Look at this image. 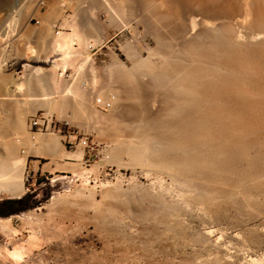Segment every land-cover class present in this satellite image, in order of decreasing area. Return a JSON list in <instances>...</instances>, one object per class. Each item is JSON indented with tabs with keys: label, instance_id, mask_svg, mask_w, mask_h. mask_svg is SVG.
<instances>
[{
	"label": "rangeland",
	"instance_id": "374dc122",
	"mask_svg": "<svg viewBox=\"0 0 264 264\" xmlns=\"http://www.w3.org/2000/svg\"><path fill=\"white\" fill-rule=\"evenodd\" d=\"M55 1L62 12L61 21L74 18V11L83 4V0L78 1V5H74L70 0ZM225 1L227 0L223 2L219 0L213 4H225ZM108 3L121 16L116 14V20L97 0V54H91L90 51V48L96 44L94 40L89 39L92 45L88 48L81 45L78 40H74V65L66 66L62 70L60 67L51 66L53 58L36 56L43 52L42 46L45 45L44 26H36L37 32L35 33L21 32V28L25 27L22 24L32 21H52L47 18V0H0V72L20 70V73H27L30 66H43L45 71L41 77H45L42 79L46 85V96L47 98L49 96L48 100L51 104L47 105L49 108L47 106L38 107V111L51 115L55 126L60 128L58 133L55 131L35 133L34 139L36 140H32L29 138L31 133L27 119L24 123H20V138L18 135L7 137L8 140L18 145L17 155H20L19 153L25 155V164L21 174L25 190L21 195H27V201L33 202V205L18 212L0 215L1 217L9 216L12 225L16 228L12 233L0 229V264H264V194L258 191V185L256 188L253 184L254 182L256 184L255 175H250L255 172L259 164L256 151L263 148L262 138L256 137L255 141L246 148V154L251 159L249 166L244 160H240L241 163L232 160L234 171L231 174L226 172L225 175L222 171L216 169L214 171L205 166V171L208 173H199L203 166L197 167L198 164L192 162L177 163L180 160L173 159L184 156L186 149L188 152L208 153V145L205 143L187 141L184 145L177 144L178 136L175 138L174 134L175 136L180 135L184 130H178V132L170 130L167 121L190 118L193 106L188 108L177 98L175 100L173 96L182 95L184 99L187 97L190 103H193L196 98L195 102L198 100V104L202 105L207 101L204 97L198 99L195 92L196 86L192 84L185 86L184 93L176 91L172 93L173 86H181L186 82L179 77L172 78L171 76L169 78L172 80H169L168 75L161 72L163 66L160 59L163 57H170L169 59L175 57L176 59L181 56V62L176 61L187 66L192 64L190 60L196 54H201V52L205 54L209 51L213 54L211 60L217 61L219 55L217 56V52L215 54L213 51H216L217 45L219 46L214 40L219 37V32L213 33L214 39L205 36H201V40L198 38L197 47L190 44V46H184L179 43L176 34L168 30L170 27L167 18L163 21L159 16L161 13L159 0H108ZM175 4L193 6L196 3L189 0L188 2L176 0ZM229 4L244 6L242 0L238 3L230 1ZM110 20L113 21L110 22ZM121 20L125 23L124 26H121ZM245 26L244 29L247 31L258 29L254 22L246 23ZM71 27L68 32L74 31L77 36L85 35L78 29L81 27L73 25ZM59 29L54 31L52 28V33H50L54 35ZM66 34L67 32L62 33V35ZM28 45L34 46L35 50L33 52L27 50ZM208 47H211V50ZM255 48L262 51L263 56L256 62L255 67L264 70V43L256 45ZM149 53L152 54L153 60H157L155 63L158 64L151 67L152 73L157 77L151 75L152 73L144 75L146 67L137 64V59L147 57ZM157 57L159 58L156 59ZM139 72L143 74L142 77L141 75L136 76ZM159 72H161L160 75ZM162 75H164L163 78ZM130 78L133 80L135 78L136 86ZM173 79L175 83L172 82ZM154 80L161 86L155 83V88ZM167 80L170 84L168 88L167 84L163 88ZM137 81L140 84H137ZM78 84L81 89V93L78 94L80 97L77 96V103L71 105L69 96L65 94L66 87L68 88V85L78 87ZM116 85L129 89V92L133 91L126 92L125 102H128L126 104L129 105L128 109L131 106L130 108L134 110H113L110 106H104L107 102L106 96L101 95L106 102L97 98L96 94H106V91ZM170 86L173 88L172 91ZM137 90L140 96H136L140 100L146 93L148 95L145 96L148 98L155 94H158L160 98H166L165 95L168 94L167 97H171L172 94V99L168 98L167 103H165L166 98L159 101H163L164 104L162 102V104L158 102L160 105L156 104L159 106V111L162 110L164 114L160 111V115H155L152 118L154 124L151 125V129L145 127L141 129L142 132L134 130V124L139 121L137 118L139 115L135 113L139 109L138 102H141L135 96ZM162 91L165 95L160 94L163 93ZM148 92L151 93L150 96ZM173 99L178 104L177 107H173L175 103ZM132 101L138 106H134ZM101 102L104 103L101 104ZM179 106L186 107H183L184 113L179 112L182 108ZM170 108L174 110L165 114ZM177 109L178 111H175ZM188 109L191 110L188 111ZM258 109H264L263 102H256V110ZM122 111H127L126 113L129 114L123 112L126 116L124 117V114L121 116ZM34 112V109L31 110V113ZM187 112H189L188 116ZM132 113L135 117L137 116V121L134 120V115L132 117ZM261 118L262 116L249 117V120L259 121ZM131 121L133 124H130ZM60 133L66 135H60ZM0 134L4 137L9 133L2 130ZM49 135L64 138V144L70 150H75L80 146L83 152V147L92 143L97 147V157L89 165H84L81 159L73 160L77 163L74 165L76 167L67 165V168L70 167L68 168L70 173L67 176L48 178L42 175L38 179H33L27 172L29 159L32 157L27 155L41 153L38 149L43 142H37L38 138ZM255 135V132H251L249 138ZM1 136L0 158L7 155V141ZM17 139H21L23 144L19 145ZM143 139L150 141L145 140V142ZM43 144L47 147L46 143ZM129 144L131 146H128ZM177 145L180 147H176ZM159 146L162 149H159ZM164 146L167 147L164 148ZM230 151L233 157L236 148ZM193 165L194 169L199 168L196 170L198 174L195 173ZM82 168L91 170L84 174L88 176L89 183L86 190L91 191H86L87 196L91 195L76 198V200L72 197H65L64 193L80 182L77 174L78 169ZM208 174L211 176H207ZM218 175L222 178L226 176L228 185L224 183L221 187L222 184L216 181L220 180ZM192 176H196L195 179ZM188 177L192 179L188 181ZM210 178L213 179L209 181ZM191 180L193 183L190 182ZM229 180L233 181L231 185L228 183ZM181 181L184 182L183 185ZM5 198L4 194H0V201ZM205 231L210 232L205 234Z\"/></svg>",
	"mask_w": 264,
	"mask_h": 264
},
{
	"label": "bare ground",
	"instance_id": "6f19581e",
	"mask_svg": "<svg viewBox=\"0 0 264 264\" xmlns=\"http://www.w3.org/2000/svg\"><path fill=\"white\" fill-rule=\"evenodd\" d=\"M98 1L104 6V8H107L106 10L109 12L110 15L112 14L116 18V14L117 13L119 14V12L117 10L113 9V7L108 3V0H98ZM186 1L188 2V0H185V2ZM189 1L194 2L196 4L193 6L192 5L181 6V5L175 4L176 0H159V2L161 3V11H160L161 13L159 16H161V19L163 21H165L164 19L167 18V21H169L168 26L170 27L169 29L168 28L167 29L171 30L170 32H172L173 34H176V36L179 39V43L181 45H184V46L189 45V44L196 46L198 44V41H199L198 38H200L201 36L208 37L209 39L210 38L214 39L215 37H214L213 33L219 32V35H218L219 37H216V39H214L218 42L219 46L217 45L216 51H213V53H215V54L217 52L216 55L217 56L219 55V57H218L217 61H212L211 56L213 54L207 50L208 51L207 53H205V54L204 53L202 54V52H201V54L198 53L194 56V58H192L190 60L192 62V64H194V65L189 64L187 66H183L180 63L181 62V60H180L181 56H179L176 59H175V57L173 59H169L170 57L166 58L163 56H159L160 58L163 57L162 59H160V60H162L161 62H162V66H163V68L161 69V72H165L164 74L168 75L169 80L170 79L172 80L173 77L174 78L179 77L182 79V81L186 82L185 84H182L181 86H173L174 90H173V88H171V86H172V84H171L170 88H171V91L173 90L172 93L174 91L179 92V93H181V92L184 93L185 88L188 85L192 84V85L196 86L195 92H196V96L198 97V99L201 97H204L208 103V104L206 102L204 103L207 105L198 104V100H197L196 101L197 104H194V103H196L195 102L196 98L194 99L193 103H190L191 101L187 100V97H186V99H184V97L182 95H180L181 97L180 96L176 97V95L173 96V98L175 97V100L177 98L178 100H180L181 104L187 105L188 108L193 106V110L190 109L191 111H193V113H190L191 117L187 118V116L189 115L188 114L189 112H187V114H186L187 119L186 120L183 119V120H185V122H182L183 120H181V119L175 120L174 118L173 119L175 121H173V122L167 121L168 126H169L168 128H170V130L172 129V131H176V132H178V130H184L183 133H181L180 135L178 134L175 136V134H174L175 138L178 136L177 137V140H178L177 144L180 145L182 143L184 145L185 142L187 144V141H189V142H195V143H205L206 145H208V153L206 152V154L202 153L200 151L199 152H188V150L186 149V151L184 152L185 153L184 156L175 157L173 159L174 160L175 159L180 160V161L175 160V161H177V163L186 164L188 162H192L194 164L196 163V165L198 164L197 167L203 166V169H201L202 171L199 170L200 171L199 173H201V172L208 173L205 171L206 170L205 168L207 167L209 169H213L214 171H215V169L222 171V172H224L223 174H225L226 172L231 174V172L234 171V166L232 165V163H233L232 160L233 161L235 160V162H236V160L237 161L244 160L246 165L251 163L250 157H248V155L246 154V148L249 147L255 141L256 137L262 138L263 148L256 151V156L259 159V164H258V167L256 168L255 172L250 173V175L251 174L255 175L254 179L256 181V184H255V182L254 183L252 182V183L255 185V187L258 185L257 186L258 188L257 187L256 188L258 189V191L261 194H264V109L256 110V102H263L264 103V70L255 67L256 62L263 58V56L261 54L262 51L260 52L258 49L255 48V46L260 45L261 43H264V0H242L244 6H240L237 4H235V5L229 4L230 1L234 2V3H238L239 0H230V1L227 0V1H225L226 2L225 4L220 3V5H214L213 4L214 2H218L219 0H189ZM220 1L223 2L224 0H220ZM115 11H117V12H115ZM118 16H121V14ZM74 18H75V16H74ZM229 18L234 19V20H230ZM116 20H117V18H116ZM116 20H114V21H116ZM71 21H73V20H71ZM112 21L110 20V22H112ZM121 21H120L121 26L122 25L124 26L125 23L123 21L122 22ZM125 22H128V21H125ZM251 22H254L257 25L258 29H256V30L253 29L254 31L245 30L244 29L246 27L245 24L251 23ZM116 24H117V21H116ZM117 25H119V24H117ZM71 28H73V27H71ZM164 29H166V28H164ZM248 29H250V28L248 27ZM88 32H89V30L86 33H88ZM58 33H60V32H58ZM50 35H51V33H50ZM56 35H55L56 37L61 36L60 34H57V33H56ZM74 40H78V42L81 45H83L85 48H88L92 45L89 43V41H90L89 36H87V35L77 36L76 33L73 31L71 33H68V34L61 36L59 38H56V39L54 38L55 43H54L53 49L55 48V49L60 50V54H59L58 58L52 59L51 66L53 68L60 67V69L64 70L66 68V66H73L74 65L73 64V56L75 55L74 54V46H73ZM200 40H201V38H200ZM182 47H180V48H182ZM200 47H199V49H200ZM26 48L29 51H32V52L34 51V47L31 45H28ZM170 48H172V47H170ZM209 48L211 50V47H208V49ZM149 49H151V48H149ZM176 49H178V48H176ZM163 50H164V48H163ZM170 50H172V49H170ZM201 50H202V47H201ZM174 51H175V49H174ZM177 51L178 50H176L175 52H177ZM203 51H205V50H203ZM177 53H179V52H177ZM151 56H152V54L149 53V55L147 57H144V58L140 57L139 59H137L138 65H143L146 67L145 71L143 73L144 75H146V74L148 75V73H152L151 67H152V65L154 67L156 64L155 62L157 60L156 61L153 60ZM156 56H158V55H156ZM159 57H157L156 59H158ZM187 58H189V57H187ZM172 60H174L173 61L174 63H172ZM176 60L180 61V62H177ZM135 68H137V67H135ZM31 71L34 74V78H36L38 76V74L43 73L45 71V69L43 66L37 65V66H32ZM161 72H159L158 74L160 75ZM130 73H132V72H130ZM133 73H134V71H133ZM122 74H124V73H122ZM139 75H141L140 72H139V74H136V76H139ZM142 75H141V77H142ZM151 75L154 76L155 74L152 73ZM166 75H165V77L167 78ZM129 76H131V74H129ZM133 76H135V75H133ZM163 76L164 75H162L161 77L163 78ZM169 76H171L172 78H169ZM0 78L2 80H6L1 75H0ZM145 78H146V76H145ZM158 78H159V76H158ZM131 79L133 80V78H130V80ZM149 79H150V77H149ZM152 80H150V81H152ZM163 80L164 79H162V81ZM10 82H13V81L10 80ZM133 82H134V86H136L135 78H134ZM152 82H150V83H152ZM158 82L162 83L160 81H158ZM172 82L175 83L176 81H174V79H173ZM155 83H157V82L155 81L153 83L154 86L156 85ZM13 84H14L15 90H18V91L20 89H23L24 85H26V83L23 81V79L18 81V82H15ZM128 84H127V86H128ZM137 84H140V83L137 81ZM165 84H167V88H168L170 83L168 84V80H167V83L165 82L163 84V88L165 87ZM129 85L131 86L132 83ZM157 86H161V84L157 83ZM137 87H139V86H137ZM132 88H133V86H132ZM155 88H156V86H155ZM79 89H80L79 84H78V87H71L70 85H68V88L66 87V93L65 94H67L69 96L68 98L70 99L71 105H75L77 103L76 97L77 96L80 97L78 94L81 93V89H80V91H79ZM135 89H136V87H135ZM106 92H107L106 94H101V93L96 94L97 98L102 99V100H103L102 97L106 96L105 99L107 100V102L105 101V99L103 100L104 102H106V103L103 102L104 106H110L113 110L118 109V111L119 110H126V109L127 110L133 109V108H130L131 106L128 109L127 107L129 105L128 106L126 105V104H128V102H125L127 100V99L125 100V98H126L125 95H126V92L127 93L129 92V89H126L125 87H122L121 85L120 86L116 85L115 87L111 88L109 91H106ZM130 92H133V91H130ZM135 92H136V94L134 93L135 96L138 95V90ZM142 92H143V89H142ZM162 92L163 93H160V92H158V93H160L162 95V94H164V91H162ZM166 92L168 93V91H166ZM176 92H175V94L178 95V93H176ZM170 94H171V92H170ZM101 95H102V97H101ZM127 95L130 96L129 94H127ZM145 95H148V94L146 93ZM145 95H143V97L141 96L142 97L141 100L136 96L138 98V99L137 98L136 99L140 100L141 102H138L139 106L136 104L139 109L138 110L136 109L137 113H135L136 115H139V117L136 116L139 119V121H137L138 119L136 120L134 113H132V117L134 115V117H135L134 120L137 121L136 124H134L135 125L134 130H140L141 131V129H143L145 127H147L148 129H151L150 128L151 125L154 124V123H152V120H153L152 118H154L155 115H157V114L160 115L163 112L162 110H160L161 111V113H160L159 108H158L159 106H156V104L161 99L167 98L165 103H167L168 98L172 99V94H171V97H169V96L167 97L168 94L167 95L164 94L166 96V98H164L163 96H162L163 98H160V96L158 94H155V95H153V97L151 96L150 98H148ZM150 95H151V93H149V96ZM128 96H127V98H128ZM138 96H140V95H138ZM185 96H187V95H185ZM41 98H43V97H41ZM48 98H49V96H48ZM48 98L44 96L43 99H46V101L45 100H44V102L41 101L40 104H38L37 103L38 101H36V103L38 104V105L37 104L36 105L37 106H39V105L47 106L48 104H51L50 100H48ZM36 99L38 100V98H36ZM133 99H134V97L132 98V100ZM175 100L173 99V102L176 103ZM132 102L134 104V101H132ZM161 102L163 103V101H161ZM161 102H159V103H161ZM169 102H171V101H169ZM103 103L101 102V104H103ZM175 103L174 104L171 103L174 105L173 107L178 106V104L176 103L177 105H175ZM181 104L179 103V105H181ZM68 105H70V103H68ZM136 105L134 104V106H136ZM155 106L157 108H155ZM179 107H178V109H179ZM181 107H180L181 109L179 112H181L183 110V107H185V106H181ZM111 108H110V110H111ZM135 108H137V107H135ZM161 109H163V107ZM178 109L175 111H178ZM173 110L174 109L170 108L169 110H167L165 112V114H169ZM190 110L188 109V111H190ZM138 111H139V113H138ZM183 111H182V113H184ZM113 112H116V111H113ZM123 112L125 114H129V113H126L127 111L126 112L122 111L120 114L121 116L124 114ZM130 112H131V110H130ZM132 112H134V111H132ZM125 114L123 115L124 117L126 116ZM162 114H164V113H162ZM121 116H119V117L121 118ZM256 116H262V118L259 121L249 120V117H256ZM174 117H175V114H174ZM63 118H64V116H63ZM168 118H167V120H168ZM123 119H125V118H123ZM127 119H129V118H127ZM159 119H158V121H159ZM134 120L132 119L133 122H135ZM132 121L130 124H133ZM158 121L156 123H158ZM164 121L166 122V120H164ZM128 122H129V120H128ZM161 122H162V120H161ZM141 123H143L142 126H141ZM0 127H1V125H0ZM130 127H131V125H130ZM188 130H190L191 132L186 133L185 131H188ZM1 131H2V129L0 128V132ZM262 131H263V133H262ZM150 132H152V131H150ZM251 132H255L256 135L254 137L252 136L249 138V134ZM161 133H163V132L161 131ZM172 133H174V132H172ZM147 134H149V132ZM160 136H161V134H160ZM40 139L41 138H39V140ZM148 139H145V140H148ZM34 140H36V139H34ZM39 140L37 142H39ZM43 140H45V142L49 143V144H46L48 146H51L52 144H53L52 147L54 145H55V147L59 146L58 137L49 135V136L43 137ZM148 141H150V140H148ZM151 141H153V139ZM50 143H51V145H50ZM41 144H43V143H41ZM152 144H150V145L152 146ZM157 144H160V143H157ZM190 144H192V143H190ZM178 145L176 147H180ZM126 146L127 145H125V147ZM128 146H131V145L129 144ZM196 146H197V144H196ZM125 147H124V149H125ZM166 147L164 146V148H166ZM60 148L62 149L61 146H60ZM60 148L58 147L59 150H60ZM160 148L161 147L159 146V149ZM232 148H236V152L233 155V157L231 156L232 151H230V149H232ZM154 150H155V148H154ZM149 151H150V149H149ZM181 151H183V150L181 149ZM159 152L160 151H158V153ZM19 154L20 155L13 157L11 159V161L8 163H3L2 160L0 161V192L3 193L5 196L19 197L25 190V187L23 186L22 177H21V174H22V171L24 168V164H25V155H23L21 153H19ZM59 154L67 155L69 157V161H66V163L65 162L64 163L69 165L70 167H73L76 163L73 160L81 159L82 149L80 146H78L75 150H70V151L62 149V150H60V152H58V156H59ZM67 156H65V157H67ZM115 156L119 157V155H116V154H115ZM256 156H254V157H256ZM120 158H121V156H120ZM134 158H135V156H134ZM171 163H173V162H171ZM240 163H241V161H240ZM172 165H174V164H172ZM204 166H205V168H204ZM64 167H66V166H64ZM70 167H68V168H70ZM75 167L76 166H74V168ZM77 167H78V165H77ZM192 167L194 169V165ZM200 168H202V167H200ZM198 169H194L196 174H198V172H196V170H198ZM89 170L90 169H88V168H82L80 170L78 169L77 176L79 177L80 182L78 184H76L75 186H73L72 189L66 191L64 193L65 197L66 196L72 197L74 200H76V198L79 199L80 197H84V196L89 197L91 195V194H89V196H87L88 195L87 192H89L90 190L89 191L86 190L88 188L89 183H88V178H87L88 176L84 175L85 173L89 172ZM193 171H192V173H193ZM72 172H73V170H72ZM74 172H75V170H74ZM170 173H171V171H170ZM209 174L207 176L210 177L211 175H209ZM185 176L186 175H184V177ZM230 176L232 177V175H230ZM192 177H193V179H195L196 176H192ZM171 178L173 179L174 177H171ZM216 178H217V176H216ZM218 178H220V180L218 179L216 181L220 182V184H222V185L218 184V182H217V184L222 187L224 185V183H226V178L224 179V178L220 177L219 175H218ZM190 179H192V178L188 177V181ZM212 179L210 178L209 181H211ZM174 180H175V178H174ZM183 181H184V179H183ZM188 181L186 179L187 184L189 183ZM192 181L193 180H191L190 182H192ZM230 181L231 180H229L228 183H230V185H231V183L233 181H231V182ZM181 183H182V181H181ZM183 183H182V185H183ZM211 185H208V186H211ZM191 187H192V185H191ZM216 187H219V186H216ZM209 188H211V187H209ZM212 188H214V186ZM226 188H227V186H226ZM224 190H226V189H224ZM0 229L1 230H7V231L12 233L15 231L16 228L12 225L11 218L9 216H6V217L0 216ZM209 232L210 231H205V234H209Z\"/></svg>",
	"mask_w": 264,
	"mask_h": 264
},
{
	"label": "crops",
	"instance_id": "0c3cea01",
	"mask_svg": "<svg viewBox=\"0 0 264 264\" xmlns=\"http://www.w3.org/2000/svg\"><path fill=\"white\" fill-rule=\"evenodd\" d=\"M70 1L74 3V5H78V1L80 0H70ZM46 12H48V14L46 13L47 18L52 19V21H32L28 24H22V26L25 27L21 28V32L35 33L37 32L36 26L42 25L45 27L44 29V32L46 34V37L44 38L45 45L42 46L43 52L36 54L37 57L58 58L60 54V50L55 48L53 49L55 43L54 38L56 39L61 36H64L62 35V33H66V32L67 34L71 33L72 31L68 32L70 30L71 24L74 27H78V26L81 27L78 29H80L83 33H85V35H88L91 41L93 40L96 41V44L90 48V51L91 54H97V0H83V4L77 7L76 10L74 11L75 18L68 19V21H61L62 12L60 11V8L56 5L55 0H47ZM52 28H54V31L60 28L61 30L60 29L58 30V32L60 33L57 32V34H60L61 36L58 35L59 37H56L57 35L55 32L54 35L53 34L50 35V32L52 33ZM88 30L89 32L86 33ZM30 55H34V54H30ZM31 70H32V66L30 67V70L27 73H20V70L18 72H8V73L0 72V75L6 79V80H2L0 78V125L3 131H7L9 133L7 135H4V137H2L0 134V136L3 139L5 138L7 141L6 142L7 155L5 157L0 158V161L2 160L3 163L10 162L13 157L17 156V152H18L17 151L18 145H15L13 142L8 140L7 137L11 138L13 135H19L20 138V134H21L20 123L21 124L24 123L27 119H29V117L32 114L38 111V107H41V105L39 106L37 105L40 104L41 101L43 102L44 100L46 101V99L43 98L44 96L47 97L46 96L47 90H46L45 82L42 79L45 77L44 76L41 77L44 72L38 74V76L34 78V74L32 73ZM10 78L11 81L13 82H10ZM22 79L26 83V85H24L25 88L23 87V89H20L19 91L15 90L13 83L18 82ZM36 98H38V100ZM36 101H38L37 102L38 104L36 103ZM33 109L35 110V112L31 113V110ZM55 132L58 133L59 131H55ZM60 135L65 136L66 134L60 133ZM40 138L43 140V137ZM41 139L39 140L40 142L42 141ZM16 141H18V144H23L21 139H17ZM64 141H65L64 138H58V142H59L58 147L60 148L61 146L62 149L64 150H70L67 149L66 145L64 144ZM42 142L49 144L48 142H45V140H43ZM52 145L51 146L47 145L46 147L44 144H40L39 146L41 147H39L38 150L41 153H30L27 155L29 157L30 156L32 157L29 159L27 172H29L30 176L33 179H38L42 175L48 178H52L54 176L63 177V176H67L70 173V170L68 168L63 167V166H67V164L65 163L66 161H69V157L64 154L62 155L59 154L58 156V152H60V150L62 149L60 148L59 150L58 147H55V145L53 146L55 148L54 149ZM0 194L3 193L0 192ZM6 198H13V197L6 196Z\"/></svg>",
	"mask_w": 264,
	"mask_h": 264
},
{
	"label": "built area",
	"instance_id": "2783aa9c",
	"mask_svg": "<svg viewBox=\"0 0 264 264\" xmlns=\"http://www.w3.org/2000/svg\"><path fill=\"white\" fill-rule=\"evenodd\" d=\"M29 132L31 133L30 139H34L35 133L46 131H60L59 126H55L51 115L45 112L37 111L32 114L28 119ZM82 152L81 161L84 165H89L91 161L97 157V147L90 144H86Z\"/></svg>",
	"mask_w": 264,
	"mask_h": 264
},
{
	"label": "trees",
	"instance_id": "16d2710c",
	"mask_svg": "<svg viewBox=\"0 0 264 264\" xmlns=\"http://www.w3.org/2000/svg\"><path fill=\"white\" fill-rule=\"evenodd\" d=\"M32 205L33 202H28L25 194L20 197L5 198L0 201V215L18 212Z\"/></svg>",
	"mask_w": 264,
	"mask_h": 264
},
{
	"label": "water",
	"instance_id": "95a60500",
	"mask_svg": "<svg viewBox=\"0 0 264 264\" xmlns=\"http://www.w3.org/2000/svg\"><path fill=\"white\" fill-rule=\"evenodd\" d=\"M20 196H21V195H20ZM20 196H19V197H20Z\"/></svg>",
	"mask_w": 264,
	"mask_h": 264
}]
</instances>
